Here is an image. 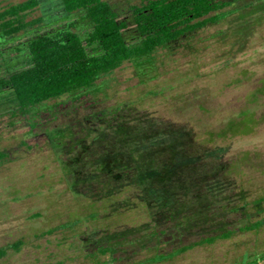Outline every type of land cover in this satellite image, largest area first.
Returning <instances> with one entry per match:
<instances>
[{"label":"rangeland","instance_id":"obj_1","mask_svg":"<svg viewBox=\"0 0 264 264\" xmlns=\"http://www.w3.org/2000/svg\"><path fill=\"white\" fill-rule=\"evenodd\" d=\"M23 1L0 0V10ZM57 1L25 21L57 16ZM109 1L120 11L139 3ZM222 1L232 6L216 23L123 63L79 101L64 95L20 113L0 96V264H264V201L254 203L264 197V0ZM243 114L248 132H227ZM118 149L167 171L152 194L155 206L182 209L173 222L163 212L151 224L150 198L110 194L114 178L86 163L83 177L72 172L70 163L100 164ZM227 230L236 232L178 251Z\"/></svg>","mask_w":264,"mask_h":264},{"label":"trees","instance_id":"obj_2","mask_svg":"<svg viewBox=\"0 0 264 264\" xmlns=\"http://www.w3.org/2000/svg\"><path fill=\"white\" fill-rule=\"evenodd\" d=\"M44 1L26 0L0 10V96L10 94L20 113L64 95L75 96V101L83 99L86 95L79 94L92 88L102 76L125 62L140 64L157 49L216 23L232 6L230 1L222 0H139L138 4H130L120 11L109 0H58L57 16H39L25 21L27 14L43 6ZM243 116L247 119H241L238 125L230 124L227 132L247 133L253 121L248 114ZM122 144L124 148L127 146L126 141ZM119 149L110 156L107 151L100 164L96 159L89 163L74 161L70 164L77 167L72 172L81 176V168L86 163L91 173L114 178L110 194L125 188L132 190L141 201L143 197L150 198L151 202L146 198L144 201L150 203L147 207L151 224H155L163 212L164 222H173L182 209L171 205L167 199L155 206L152 194L153 182L162 181L167 171L155 175L143 164V159L149 157L142 151ZM155 151L156 155L163 153L157 152L156 147ZM3 157L0 153V159ZM64 168H71L69 162L64 163ZM259 201H264V197L254 203ZM260 224L261 221H257L238 227L237 232H252ZM234 232L227 230L205 237L178 251L228 239ZM18 245L19 242L12 247ZM107 250L103 248L99 252ZM4 253L0 250V257Z\"/></svg>","mask_w":264,"mask_h":264}]
</instances>
